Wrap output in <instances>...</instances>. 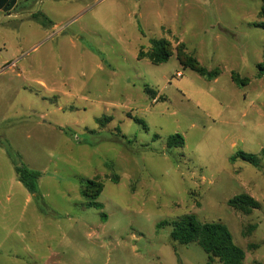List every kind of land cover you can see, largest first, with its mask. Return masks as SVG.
<instances>
[{"label": "rangeland", "instance_id": "374dc122", "mask_svg": "<svg viewBox=\"0 0 264 264\" xmlns=\"http://www.w3.org/2000/svg\"><path fill=\"white\" fill-rule=\"evenodd\" d=\"M262 24L264 0L0 11V264H206L201 246L171 238L186 215L226 225L244 264H264V160H232L264 151ZM153 40L169 43L168 62L139 58ZM179 51L219 77L184 68ZM176 134L184 147L168 148ZM16 164L42 173L39 197ZM85 180L103 185L100 208L81 196ZM240 194L260 208L232 209Z\"/></svg>", "mask_w": 264, "mask_h": 264}, {"label": "trees", "instance_id": "16d2710c", "mask_svg": "<svg viewBox=\"0 0 264 264\" xmlns=\"http://www.w3.org/2000/svg\"><path fill=\"white\" fill-rule=\"evenodd\" d=\"M17 2L18 0H0V11H12L16 7ZM262 27L264 28V24H262ZM143 57L149 59L153 64L166 63L171 57L170 45L166 40H153L150 51L146 55L140 53L139 58ZM178 59L184 68H189L210 81L216 80L220 75L218 70H206L196 59L185 55L182 51H179ZM262 75H264L263 72L261 73ZM232 78L238 86H244L248 83L247 79H240L235 73L232 74ZM146 92L155 99L157 95L155 91L146 88ZM135 121L146 126L140 119H135ZM184 145V138L179 134L169 137L167 141L168 148H183ZM260 156L240 151L232 160L241 159L252 164L254 167H259L260 161L264 160V151L261 152ZM15 173L18 181L31 195L35 197L40 196L38 182L42 177L41 172L29 169L24 164H16ZM117 181L118 179L115 177L114 182ZM102 191L103 185L99 182L93 180L81 182V196L86 200H90V206L100 208V205L94 203V201ZM90 193L92 194L90 195ZM228 205L232 209L244 214H250L260 208V203L247 194H240L231 198L228 201ZM170 235L174 241L182 245L196 243L201 246L208 255L207 264H215L216 262L220 264H244L245 251L235 244L228 227L220 222H202L193 215H186L179 221L172 223Z\"/></svg>", "mask_w": 264, "mask_h": 264}, {"label": "crops", "instance_id": "0c3cea01", "mask_svg": "<svg viewBox=\"0 0 264 264\" xmlns=\"http://www.w3.org/2000/svg\"><path fill=\"white\" fill-rule=\"evenodd\" d=\"M18 3V2H17ZM218 263V262H217ZM207 264V263H206Z\"/></svg>", "mask_w": 264, "mask_h": 264}, {"label": "built area", "instance_id": "2783aa9c", "mask_svg": "<svg viewBox=\"0 0 264 264\" xmlns=\"http://www.w3.org/2000/svg\"><path fill=\"white\" fill-rule=\"evenodd\" d=\"M179 75V74H178Z\"/></svg>", "mask_w": 264, "mask_h": 264}]
</instances>
